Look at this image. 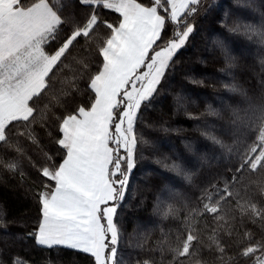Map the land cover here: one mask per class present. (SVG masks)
Returning a JSON list of instances; mask_svg holds the SVG:
<instances>
[{
    "label": "trees",
    "instance_id": "obj_1",
    "mask_svg": "<svg viewBox=\"0 0 264 264\" xmlns=\"http://www.w3.org/2000/svg\"><path fill=\"white\" fill-rule=\"evenodd\" d=\"M46 1L60 22L40 37L42 51L69 44L28 101L31 115L11 119L0 140V264H97L87 251L41 245L37 233L42 197L56 185L49 174L67 154L63 122L93 106L92 82L122 15ZM134 1L156 5L163 18L152 51L191 30L137 111L133 168L114 213V264H256L264 158L251 166L250 156L264 129V0H195L177 19L169 0Z\"/></svg>",
    "mask_w": 264,
    "mask_h": 264
},
{
    "label": "crops",
    "instance_id": "obj_2",
    "mask_svg": "<svg viewBox=\"0 0 264 264\" xmlns=\"http://www.w3.org/2000/svg\"><path fill=\"white\" fill-rule=\"evenodd\" d=\"M16 1L0 0V77L3 78L0 86V97L4 101H9L4 106L1 114L5 118L0 119V140L4 137V125L11 119L27 118L31 115L32 108L28 105V101L44 88L48 72L69 44V41H67L54 55L47 56L45 53L43 54L38 39L56 27L60 22V17L46 0H40L28 8L14 6ZM96 1L95 3L119 12L122 15L121 25L123 24V27L118 32L117 37L114 36L111 45L104 50L105 64L100 73L97 74L98 83L104 86V92L98 94L94 89L96 100L92 108L84 110L82 114V117L85 116L86 118V123L89 122L88 118L92 117L95 112L94 108L99 103L102 110H99V113L97 112V119L106 115L112 109V101L116 99L118 93L124 90L134 72L142 65L149 45L147 44L148 38H150V43H153L159 33L152 26L155 23L159 24L158 18L161 17L157 9L146 6L139 7L134 3L136 2L134 0ZM169 2L173 12L171 0ZM87 3L92 4L90 1ZM137 4L139 3L137 2ZM186 10L187 8L180 14L175 13L176 19ZM160 26L162 27L163 23ZM144 43L146 46H143ZM71 130L76 131L77 135V129L71 127ZM73 138L75 137L73 136L71 139ZM63 139L64 133L62 142ZM71 143L76 148L80 149L82 147L79 146L76 140ZM64 146L67 149V154L58 170V172H61L60 178L55 180V191L53 189L47 195L54 192V197L58 198L57 203L53 205L57 211L69 209L81 213V220L77 224H71V227L76 228L73 229V233L70 235L64 234L69 243L64 246L70 245L95 256L97 252H100L101 235L98 231L90 229L97 228V226L90 224L88 214L86 219L83 212L91 211V207L89 209H86V207L89 205V197L95 194V188L99 182L98 180L95 182V176L91 174L93 172L90 174L84 172V169L90 167V163L96 154L92 152L93 155L88 157L85 152L77 151L81 157L86 158V161L83 164H67L71 150L68 146ZM66 183L68 184L65 185ZM72 184L76 185V188L69 187ZM96 199L99 209L100 202L98 197ZM43 217L44 220L42 218L37 233L38 243L44 246L62 243L63 241L56 239L62 236L61 233H58L56 224L53 225L56 222L52 220L53 224H50L52 226L45 227L44 214ZM47 227L51 230L42 232V229ZM54 227L55 230L53 231ZM40 233L42 236H40ZM47 234L52 237L51 241L48 239L49 236H44Z\"/></svg>",
    "mask_w": 264,
    "mask_h": 264
},
{
    "label": "rangeland",
    "instance_id": "obj_3",
    "mask_svg": "<svg viewBox=\"0 0 264 264\" xmlns=\"http://www.w3.org/2000/svg\"><path fill=\"white\" fill-rule=\"evenodd\" d=\"M82 1L84 3L90 1L92 4H98L95 3L97 2L96 0ZM194 1L195 0H171L174 9L172 12L174 19H176L175 13H182L189 7L191 2ZM134 3L139 7L143 6L137 4V2ZM152 7L157 9L156 5ZM158 19L160 21L159 24L155 23L152 27L156 28L159 33L156 35L153 43H150V38H148L147 44L149 45L145 53V58L142 61V65L136 72H134L126 87H124V90L121 93H118L116 99L112 101L111 104L113 110L111 109L106 115L100 116L97 119L96 115L100 112L99 110H102L101 104L99 103L96 108H94L95 112L92 117L88 118V123H86L85 116L82 117V114L84 113V110H82L75 116L67 117L62 125L64 139L63 142H61L71 150L69 162L67 164H83L86 161V158L81 157L77 151L85 152V155L88 157L93 155L92 152H95L96 154L92 159L93 161L90 163V167L84 169V172L89 174L93 172L91 174L92 176H95V182L97 180L99 182L95 188L96 195L93 194L89 197V205L86 207V209L91 207V211L83 213L86 219V215L88 214V221L90 224L97 226V228L90 229L98 231L101 235L100 252L95 254L97 264H114V257L118 243V234L114 223V213L119 200L125 193V186L129 181L133 168V150L135 145L133 129L137 111L141 106V103L151 97L170 59L177 50L186 43L188 34L191 30H188L180 37L171 40L165 47L152 51V46L163 27L160 26L161 23H163V19L161 17ZM122 27L123 24L120 28L118 27V29H115L114 35L107 47L111 45L114 36L117 37V34ZM38 40L40 41V38ZM143 46H146L145 43ZM2 82L3 78L0 77V86ZM92 88L93 90L95 89L98 94L104 92V86L98 83V75L92 82ZM8 102L9 101H4L0 97V119L5 118V116H1V114L4 106L8 104ZM71 127L72 129H77V135L76 131L73 132L71 130ZM73 136L75 138L71 139ZM73 140H76L79 146L82 147L79 149L72 145L71 142ZM258 141V144L254 147L250 156L251 166H258L262 158H264V129L262 130ZM56 173L57 174L55 175L49 174V176L54 180H59L61 172L57 171ZM116 174H119V178H116L117 181L115 182L114 175ZM67 184L68 183L65 185ZM120 184H122V186H118ZM69 187L76 188V185L72 184ZM97 197L100 202V212L98 205L96 204L98 202L96 199ZM57 199L58 198L54 197V192L51 195L44 194L42 197L45 227L53 224V221L56 222L53 225L56 224L58 233H61L62 235L60 238L56 239H60L63 242L53 243L52 245H65L69 243L67 241L68 238L64 234L67 233L70 235L73 233V229L76 228L71 227V224H77L81 220V213H76L69 209H63L60 212L57 211L56 208L53 207V205L57 203ZM49 230L51 229L47 227L42 229V232H48ZM54 230L55 227L53 228V231ZM40 236H42L41 233ZM44 236H49L48 239L50 241L52 240L50 235L47 234ZM256 264H264V256L261 257Z\"/></svg>",
    "mask_w": 264,
    "mask_h": 264
}]
</instances>
